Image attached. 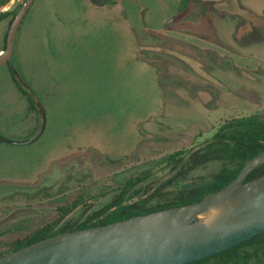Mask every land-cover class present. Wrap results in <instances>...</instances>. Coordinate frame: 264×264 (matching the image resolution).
<instances>
[{
	"label": "rangeland",
	"instance_id": "obj_1",
	"mask_svg": "<svg viewBox=\"0 0 264 264\" xmlns=\"http://www.w3.org/2000/svg\"><path fill=\"white\" fill-rule=\"evenodd\" d=\"M5 1L0 10L25 0ZM161 1L153 28L139 16L150 0L32 3L9 64L46 121L31 143L0 140V252L74 203L56 227L88 214L145 170L140 183L160 186L174 173L166 155L202 145L222 125L264 118V0H186L182 9L180 0ZM144 18L152 24L150 13ZM8 20L0 21V48ZM26 107L0 66V135L30 136L40 117ZM218 167L174 185L203 183Z\"/></svg>",
	"mask_w": 264,
	"mask_h": 264
},
{
	"label": "water",
	"instance_id": "obj_2",
	"mask_svg": "<svg viewBox=\"0 0 264 264\" xmlns=\"http://www.w3.org/2000/svg\"><path fill=\"white\" fill-rule=\"evenodd\" d=\"M90 1L102 6L110 0ZM33 2L25 0L12 19L0 66L11 62L20 23ZM25 88L38 109L39 125L24 140L0 135L1 141L28 144L42 134L45 112ZM263 163L264 149L200 200L58 232L0 256V264H189L218 254L264 232V175L247 179Z\"/></svg>",
	"mask_w": 264,
	"mask_h": 264
},
{
	"label": "trees",
	"instance_id": "obj_3",
	"mask_svg": "<svg viewBox=\"0 0 264 264\" xmlns=\"http://www.w3.org/2000/svg\"><path fill=\"white\" fill-rule=\"evenodd\" d=\"M19 8L0 10V21L8 18L9 28ZM7 31L4 34V44L0 50L5 48ZM6 65L12 83L27 103L26 108L38 116L36 104L24 86L27 82L21 72L10 64ZM39 102L45 112L43 103L40 100ZM36 129L37 126L33 128L30 136ZM262 149H264V118L222 125L202 145L189 150L180 149L163 157V160L171 165L174 173L160 186L153 188V184L140 183L143 177L149 176L148 170L141 172L138 176L126 178L121 186L117 187L111 198L100 207L90 210L88 214L83 212L79 218L68 219L56 227L61 219L77 206L74 203L64 208L58 219L37 228L23 238L16 239L9 249L0 252V256L58 232L104 224L135 214L200 200L206 194L216 191L230 182L238 174L243 164ZM209 163L219 164L218 169L213 172L209 180L192 186L177 187L174 185L189 178L195 169ZM261 175H264V163L251 171L247 179ZM189 264H264V232L218 254Z\"/></svg>",
	"mask_w": 264,
	"mask_h": 264
},
{
	"label": "flooded vegetation",
	"instance_id": "obj_4",
	"mask_svg": "<svg viewBox=\"0 0 264 264\" xmlns=\"http://www.w3.org/2000/svg\"><path fill=\"white\" fill-rule=\"evenodd\" d=\"M111 1V0H110ZM110 1L106 2L105 4L109 3ZM195 1H200V2H208V1H202V0H195ZM222 0H213V1H209L210 3H215V2H220ZM104 4V5H105ZM185 4H186V0H180L179 1V4H178V8L179 9H182L185 7ZM157 7V10L155 12H151L150 11V8L151 7ZM142 9V12H140ZM139 10V16H140V21L143 25H146L148 28H153V24L156 23L159 18L161 17V15L163 14L162 10L161 9H166V6L164 5V1L162 2L161 0H150V2L148 3H144V6ZM149 15V13L151 14V18H150V21L152 22L151 25H148L147 22L145 21V18H144V14H147ZM175 19V16L174 15H170L169 18H167L164 22V24H169V23H172ZM10 63V62H9ZM7 63V64H9Z\"/></svg>",
	"mask_w": 264,
	"mask_h": 264
},
{
	"label": "built area",
	"instance_id": "obj_5",
	"mask_svg": "<svg viewBox=\"0 0 264 264\" xmlns=\"http://www.w3.org/2000/svg\"><path fill=\"white\" fill-rule=\"evenodd\" d=\"M15 2V0H9L8 4L6 5V7L11 6V4H13Z\"/></svg>",
	"mask_w": 264,
	"mask_h": 264
},
{
	"label": "bare ground",
	"instance_id": "obj_6",
	"mask_svg": "<svg viewBox=\"0 0 264 264\" xmlns=\"http://www.w3.org/2000/svg\"><path fill=\"white\" fill-rule=\"evenodd\" d=\"M1 53V52H0Z\"/></svg>",
	"mask_w": 264,
	"mask_h": 264
}]
</instances>
